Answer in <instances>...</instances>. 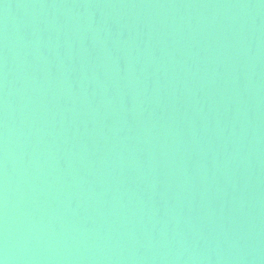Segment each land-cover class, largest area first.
Listing matches in <instances>:
<instances>
[{"label":"bare ground","instance_id":"1","mask_svg":"<svg viewBox=\"0 0 264 264\" xmlns=\"http://www.w3.org/2000/svg\"><path fill=\"white\" fill-rule=\"evenodd\" d=\"M0 264H264V0H0Z\"/></svg>","mask_w":264,"mask_h":264}]
</instances>
